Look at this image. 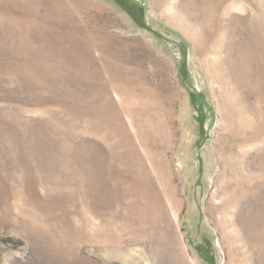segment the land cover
<instances>
[{"label":"rangeland","instance_id":"1","mask_svg":"<svg viewBox=\"0 0 264 264\" xmlns=\"http://www.w3.org/2000/svg\"><path fill=\"white\" fill-rule=\"evenodd\" d=\"M0 264H264V0H0Z\"/></svg>","mask_w":264,"mask_h":264}]
</instances>
